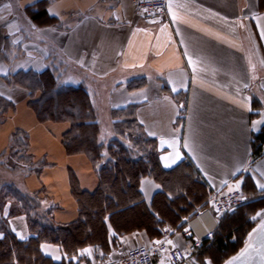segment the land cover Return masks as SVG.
Masks as SVG:
<instances>
[{"label":"crops","instance_id":"obj_1","mask_svg":"<svg viewBox=\"0 0 264 264\" xmlns=\"http://www.w3.org/2000/svg\"><path fill=\"white\" fill-rule=\"evenodd\" d=\"M38 1L0 0V96L13 104L0 124V157L19 129L30 136L34 160L46 165L39 173L13 171L20 178L0 186L10 182L39 197L37 214L51 209L57 223L79 216L70 170L83 190L93 192L98 186L90 158L65 151L62 135L70 124L38 122L28 88L6 79L20 70L50 68L61 84L85 86L98 117L90 91L96 88L113 125V109L134 105L144 133L158 141L163 168L184 160L192 164L205 185L204 201L209 200L208 210L198 217L194 213L185 224L198 234L218 228L220 214L210 206L213 194L239 185L246 202L264 196L258 187L264 183V153L251 155L252 132L264 124V0H167L164 17L154 21L144 20L131 0H49L48 13L58 22L45 26L36 25L26 11ZM135 78H144V85L130 88L128 82ZM99 125V141L106 146L109 139H101ZM140 190L147 208L164 225L178 228L186 213L178 219L173 214L178 208L169 204L173 184L163 187L146 176ZM254 192L259 195L252 196ZM158 193L164 194L162 203ZM132 222L117 233L108 221L104 243L82 247L74 262L117 264L128 248L163 237L164 226ZM8 223L19 239L31 235L25 214L8 216ZM261 227L256 224V230ZM171 241L187 244L179 228ZM42 250L55 261L66 258L59 245L45 243Z\"/></svg>","mask_w":264,"mask_h":264},{"label":"trees","instance_id":"obj_2","mask_svg":"<svg viewBox=\"0 0 264 264\" xmlns=\"http://www.w3.org/2000/svg\"><path fill=\"white\" fill-rule=\"evenodd\" d=\"M48 4L49 0H40L26 8L36 25H55L58 22V18L48 13ZM6 79L28 88V103L38 122L65 121L70 124L62 135L65 151L68 155H87L93 162L99 183L93 192L83 190L70 170L71 193L78 204L79 216L69 223L54 221L51 209L39 216V197L22 192L13 183L1 184L0 231L3 238L0 239V264H77L73 257L78 255L82 247L104 243L103 239L109 231L108 221L117 233L123 227L128 230V224L133 223L131 220L138 227L142 224L149 227L151 224L154 229L162 228L164 219H159L147 208L140 190V181L146 176L154 178L163 187L168 182L175 187L176 190L170 192L173 196L169 203L178 207L177 213L173 214L178 219L182 212L186 213L178 228L184 227L187 220L193 217L198 205L205 207L209 204V200L204 201L207 198L205 185L200 183L199 176L189 161L184 160L172 169L163 168L158 141L144 133L136 118L134 105L111 111L116 119V137L105 146L99 141L100 125L85 86L61 84L50 68L40 72L20 70ZM144 81V78H135L128 85L134 89L143 86ZM252 105L257 108L255 102ZM12 108V102L0 96V124ZM180 113L181 120L184 109ZM29 146V134L17 129L12 133L5 153L7 158L2 164L12 171L20 169L28 173H39L46 163L44 160L35 161L34 155L29 152ZM262 153L264 124L258 131L252 132L251 141L252 158ZM178 171L181 172V179L170 177L175 172L179 173ZM163 195H156L160 203L163 202ZM254 195L259 193L254 192L252 196ZM201 201L203 204H200ZM263 209L264 196L244 202L226 214H220L219 225L213 237L202 239L195 264L205 263L206 259L213 264H222L227 258L236 255L256 229V213ZM128 212L132 213L131 220L126 215ZM15 214L26 215L31 235L25 240L19 239L9 226L8 216ZM45 243L59 245L66 258L53 260L42 250ZM216 252L220 254V260L215 257Z\"/></svg>","mask_w":264,"mask_h":264},{"label":"built area","instance_id":"obj_3","mask_svg":"<svg viewBox=\"0 0 264 264\" xmlns=\"http://www.w3.org/2000/svg\"><path fill=\"white\" fill-rule=\"evenodd\" d=\"M132 4L140 16L146 21H154L164 17L167 0H132ZM246 202V197L239 188L213 194L210 206L219 214H226ZM208 210L202 208L195 213L196 217ZM178 230L171 224L164 225L163 237L151 244L140 243L132 246L117 260V264H195V257L201 249L204 237L212 238L215 230L209 229L198 234L190 226L179 228L187 241L185 247L172 243V234ZM169 241L171 243H169Z\"/></svg>","mask_w":264,"mask_h":264},{"label":"rangeland","instance_id":"obj_4","mask_svg":"<svg viewBox=\"0 0 264 264\" xmlns=\"http://www.w3.org/2000/svg\"><path fill=\"white\" fill-rule=\"evenodd\" d=\"M131 4H132V0H131ZM133 6V4H132ZM133 9H135V7L133 6ZM93 84V82H90ZM90 91L92 93L93 96V101L94 104L96 105L97 108V113H99L97 120L98 122H100L101 124V128H102V134H101V139L105 142V140L109 139L108 141H110L112 138L116 137V131H115V125H113L112 120L110 119V115L111 113H109L108 108H106V106L99 101V94L96 88L93 89V87L90 88ZM47 122H52V121H47ZM65 122V121H63ZM63 122H53V123H63ZM7 153V151H6ZM7 158V155L3 154L0 157V183L3 181H10L11 179H18L20 178V173L17 172H13L12 170L6 168V166L4 164H2V162L5 161V159ZM177 172V171H176ZM173 173L171 174L172 176L170 177H178L177 180L181 179V172L179 173ZM131 212L126 213V215L129 217L128 220H131ZM258 215V218H260L259 221L256 220V224L260 223L263 225V227H261L258 230H254L251 233L250 239L248 241L247 244L244 245V247L236 254V255H232L231 257L227 258L226 261L224 260L222 264H227L229 261H231L232 259L236 258L238 255H240L248 246H250L253 241L255 240L256 236L258 235V233L262 230H264V209L261 210L260 212L256 213ZM133 221V220H131ZM217 260H220L219 256L220 254L218 252H216V254H214ZM116 256V255H115ZM207 262V263H206ZM205 263L202 264H213L212 261H210L209 259H206Z\"/></svg>","mask_w":264,"mask_h":264},{"label":"water","instance_id":"obj_5","mask_svg":"<svg viewBox=\"0 0 264 264\" xmlns=\"http://www.w3.org/2000/svg\"><path fill=\"white\" fill-rule=\"evenodd\" d=\"M231 262L232 264H264V230L260 231L253 243Z\"/></svg>","mask_w":264,"mask_h":264},{"label":"snow or ice","instance_id":"obj_6","mask_svg":"<svg viewBox=\"0 0 264 264\" xmlns=\"http://www.w3.org/2000/svg\"><path fill=\"white\" fill-rule=\"evenodd\" d=\"M178 159H179V157H178ZM238 187H239V185H237V188ZM258 187L261 189V191H264V183L258 184ZM250 236H251V234H250ZM2 238H3V235L0 234V239H2ZM21 239H23V237H21ZM169 243H171V242L169 241ZM82 254H90V250H84V253H82ZM56 259H60V257H56ZM228 264H232V262L229 261Z\"/></svg>","mask_w":264,"mask_h":264}]
</instances>
